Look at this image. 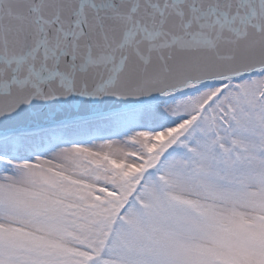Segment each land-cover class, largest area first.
Returning a JSON list of instances; mask_svg holds the SVG:
<instances>
[{
  "label": "snow or ice",
  "instance_id": "snow-or-ice-1",
  "mask_svg": "<svg viewBox=\"0 0 264 264\" xmlns=\"http://www.w3.org/2000/svg\"><path fill=\"white\" fill-rule=\"evenodd\" d=\"M0 264H264V0H0Z\"/></svg>",
  "mask_w": 264,
  "mask_h": 264
}]
</instances>
